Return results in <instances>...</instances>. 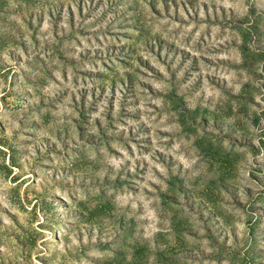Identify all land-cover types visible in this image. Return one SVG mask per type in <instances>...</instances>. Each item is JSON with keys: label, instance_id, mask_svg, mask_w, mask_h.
I'll list each match as a JSON object with an SVG mask.
<instances>
[{"label": "rangeland", "instance_id": "obj_1", "mask_svg": "<svg viewBox=\"0 0 264 264\" xmlns=\"http://www.w3.org/2000/svg\"><path fill=\"white\" fill-rule=\"evenodd\" d=\"M0 264H264V0H0Z\"/></svg>", "mask_w": 264, "mask_h": 264}]
</instances>
